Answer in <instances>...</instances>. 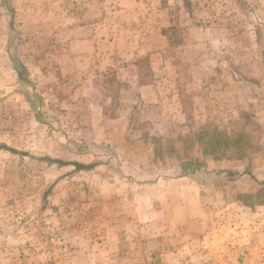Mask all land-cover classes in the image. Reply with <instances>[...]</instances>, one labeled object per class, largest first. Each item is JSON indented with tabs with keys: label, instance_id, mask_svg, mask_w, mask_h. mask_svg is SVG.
I'll return each instance as SVG.
<instances>
[{
	"label": "rangeland",
	"instance_id": "1",
	"mask_svg": "<svg viewBox=\"0 0 264 264\" xmlns=\"http://www.w3.org/2000/svg\"><path fill=\"white\" fill-rule=\"evenodd\" d=\"M0 264H264V0H0Z\"/></svg>",
	"mask_w": 264,
	"mask_h": 264
}]
</instances>
